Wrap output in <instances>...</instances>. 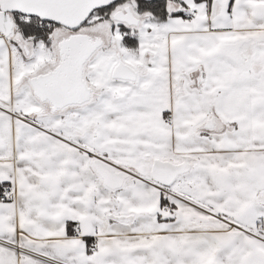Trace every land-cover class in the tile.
<instances>
[{
    "label": "snow or ice",
    "instance_id": "6c2138e0",
    "mask_svg": "<svg viewBox=\"0 0 264 264\" xmlns=\"http://www.w3.org/2000/svg\"><path fill=\"white\" fill-rule=\"evenodd\" d=\"M0 264H264V0H0Z\"/></svg>",
    "mask_w": 264,
    "mask_h": 264
}]
</instances>
